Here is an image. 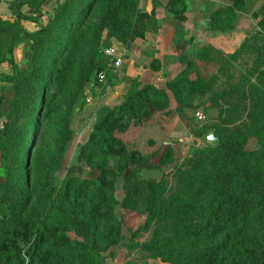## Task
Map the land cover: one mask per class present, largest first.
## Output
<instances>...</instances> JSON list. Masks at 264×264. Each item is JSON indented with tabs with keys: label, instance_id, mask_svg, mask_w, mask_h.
Returning <instances> with one entry per match:
<instances>
[{
	"label": "trees",
	"instance_id": "trees-1",
	"mask_svg": "<svg viewBox=\"0 0 264 264\" xmlns=\"http://www.w3.org/2000/svg\"><path fill=\"white\" fill-rule=\"evenodd\" d=\"M45 1L13 0L16 19L0 16V65L11 67L0 73V82L8 83L12 93H0V264H102L103 253L124 238L116 181L132 164L138 167L125 180L124 205L145 203L144 226H155L151 237L137 245L149 257L171 264H264V4L256 14L258 29L236 51L223 54L219 71L230 77L226 71L233 63L257 51L238 83L228 91L215 89L218 75L209 81L192 76L196 63L185 56L181 60L188 67L167 82L181 113L197 93L211 99L237 94L224 123L239 116L246 95L252 101L249 124L211 126L219 144L206 143L185 167L177 166V185L168 189L165 178L139 177L143 168L152 167L150 155L128 150L116 135L149 117L152 107L170 105L166 89L137 80L116 103L97 110L87 140L79 144L78 160L97 175L58 177L87 87L102 83L101 72L107 84L114 83V64L105 50L114 41L130 45L143 38L155 10H143L142 0H63L45 24L28 31L23 20L38 17L25 15L23 6L40 12ZM247 3L230 0L216 9L210 27L232 30ZM186 9L185 0L170 1L172 13ZM24 40L26 58L18 62L15 50ZM197 56L214 59L209 47ZM150 66L158 71L161 61L154 58ZM250 137L258 139V148L246 149ZM170 162L169 150L161 164Z\"/></svg>",
	"mask_w": 264,
	"mask_h": 264
},
{
	"label": "rangeland",
	"instance_id": "rangeland-1",
	"mask_svg": "<svg viewBox=\"0 0 264 264\" xmlns=\"http://www.w3.org/2000/svg\"><path fill=\"white\" fill-rule=\"evenodd\" d=\"M147 1L149 0L141 1V8L149 13L154 9L157 16V9L161 6L164 7L166 16L169 18V26L164 25L163 20L155 19V16L143 38H136L130 45H125L118 41H114L112 45L116 46L124 54L123 66L126 67L129 63L135 61L136 66L140 69H152L150 63L154 58H158L160 61L161 57L170 60L165 68H163L161 61V68L158 71L161 70L162 72L157 74L156 79L163 86L162 88L169 92L171 96L170 105L166 109L152 107V114L149 117L135 122L124 132H116V135L125 142L128 150L136 149L148 154V156L150 155L149 160L152 167L143 168L140 171L139 177L141 179H151L159 182L162 178H165L168 189H173L177 185L174 171L176 167H183L187 158H194L196 151L204 148L206 143H209L203 141L202 137L199 136V132L204 129L210 130L209 128L214 124H228L230 127L239 126L245 128L250 122L249 111L252 101L251 97L246 95L241 101L239 116L231 123H224L223 118L226 109L231 105L230 103L238 100L237 94H227L211 99L209 96L197 93L193 95L181 113L177 110L178 103L173 92L168 88L167 82L179 74L182 69L188 67V64L183 63L181 60V56H185L188 59L192 58L196 63V67L190 68L192 76H199L209 81L214 75H218L219 79L215 89L228 91L231 85L238 83L242 73L254 63L257 51L251 50L242 59L233 63L232 67L226 71V73L230 71V77L219 71L225 59L223 54L236 51L246 37L258 29L260 16H256V14L260 15V8L264 4V0H248L247 5L238 12L234 21V28L229 31H218L210 27L209 16L216 9L229 5L230 0H185L187 9L179 15L169 10L171 0H151L149 1L151 2L149 9ZM231 32L239 34L240 40L237 43L231 44V42L228 43L226 41L228 38L227 34ZM222 42H224V46H222ZM260 45H264V32L260 37ZM205 47L211 49V55L214 59H200L197 56V52ZM25 58V48H20L17 51V60L21 59L23 62ZM1 72H11V67L4 63L0 67ZM113 73L116 72L113 71ZM117 77L116 75L112 82H115ZM125 79L130 84V88L133 80H137L140 82L139 84L143 85L138 77L126 76ZM105 83L106 79L104 78L102 83L98 84L101 93L96 94L97 96L102 97L109 89V86L112 85L107 83L106 85ZM104 85L106 87L102 91V86ZM0 93L6 96L12 94L8 83L0 82ZM111 105L113 104L103 103L100 107ZM98 109L96 108V110ZM198 113L202 114V119L198 117ZM95 116L96 113L93 115L94 120ZM155 119L157 123H155ZM77 121L75 120L73 124L76 130L79 129ZM156 125H159L157 126V134H151L153 131L147 134V127H150L149 129L152 127L153 129V126ZM142 129L143 133H141ZM80 143H82V136L76 134L68 146L63 167L58 172L59 179L64 178L67 174L90 177L97 175V170L88 168L87 165L78 160ZM258 147V139L250 137L246 149L254 150ZM169 150L172 154V162L161 164L162 156H165ZM137 167L136 164H132L127 170L120 172L117 178L116 191L119 204L116 211L123 221L124 238L119 245L103 253L105 260L102 264H171L163 262L159 258L149 257L147 252L137 245L151 237L155 226L153 224L149 229L144 226L146 214L142 212L145 208L143 201H140L136 207L133 204L124 205L126 199L125 180ZM1 180L2 178H0Z\"/></svg>",
	"mask_w": 264,
	"mask_h": 264
},
{
	"label": "crops",
	"instance_id": "crops-1",
	"mask_svg": "<svg viewBox=\"0 0 264 264\" xmlns=\"http://www.w3.org/2000/svg\"><path fill=\"white\" fill-rule=\"evenodd\" d=\"M11 1H13V0H0V16L5 18V19H10L13 21L16 19V16L14 14V11L10 7ZM61 1H63V0H46L42 4V9L40 11L41 13L38 12L36 9L31 8L28 4L24 5L22 11L25 15L38 17L37 21L23 20L24 27L28 31H31V32L38 30L40 28L41 24H45L47 22L48 15L53 12L54 7ZM149 1H151V0H149ZM149 1H147L148 9H149V6L151 5V2H149ZM156 19L161 20V21L163 20L164 25L169 26V18L166 16L164 7L161 6L157 9ZM170 28H173V27H170ZM238 35L239 34H237L236 32H231V33L227 34L228 38L226 41L228 43L231 42V44H234L235 42L237 43L240 40V37ZM234 36H236V37H234ZM28 44L29 43L27 40L21 41L19 43L18 47L15 50L16 59H17V51L20 48H25V51H26ZM222 46H224V42H222ZM118 51H119V49H118ZM124 60H125V57L123 58L122 64L118 68L114 67V71L116 72L115 75H117L118 77L116 78L115 82L109 86V89L103 94L102 97H99V95L98 96L96 95V94L101 93V91L99 90L100 86H98V85L96 86L94 84H91L88 86L87 92H86L87 98L84 102V105L82 107L78 108L77 112L75 113L74 120H73V124H74V121L75 120L77 121L80 118L77 121V126L79 127V129L76 130V128L74 126H73V128L75 129V135L79 134V136H82V142L87 140V138H88V136H89V134L93 128V125H94L93 115H95V113L97 111L96 108L98 109L103 103L104 104H114L124 94L127 93V91L130 88V84L126 81V79H125L126 76L135 77V78L138 77L139 80L143 84L152 83V84H154L160 88L163 87L160 83H158L156 81L157 74H160L162 72L161 70L160 71H153L152 69H145V68L140 69V68H138V66H136L135 61H132L126 67V66H123ZM17 61L22 62L21 59H19ZM161 61L163 63L162 64L163 68H165V66H168L170 60H168V58L165 59L164 57H161ZM2 65L3 64H1L0 67ZM124 75H126V76H124ZM90 120H91V122H89ZM88 122H89V124H88ZM155 123H157L156 119H155ZM86 125H87V127H85ZM157 126H159V125L153 126V129H152V127H151V129H149L150 127H147V130H148L147 134H150L152 131L153 132L151 134H153V133L157 134V132H158ZM141 133H143V129H142ZM112 264H114V263H112Z\"/></svg>",
	"mask_w": 264,
	"mask_h": 264
},
{
	"label": "built area",
	"instance_id": "built-area-1",
	"mask_svg": "<svg viewBox=\"0 0 264 264\" xmlns=\"http://www.w3.org/2000/svg\"><path fill=\"white\" fill-rule=\"evenodd\" d=\"M105 55L112 59L115 68H118L123 62L124 54H122L120 51H118V49L115 46H111V47L107 48L105 50ZM99 78H100V80L104 79L105 73L101 72L99 74ZM198 117L200 119L203 118L202 114H200V113H198Z\"/></svg>",
	"mask_w": 264,
	"mask_h": 264
},
{
	"label": "water",
	"instance_id": "water-1",
	"mask_svg": "<svg viewBox=\"0 0 264 264\" xmlns=\"http://www.w3.org/2000/svg\"><path fill=\"white\" fill-rule=\"evenodd\" d=\"M202 139L204 142H209L214 146H217L219 144V139L218 137H216L214 130L212 129L205 132L202 136Z\"/></svg>",
	"mask_w": 264,
	"mask_h": 264
}]
</instances>
